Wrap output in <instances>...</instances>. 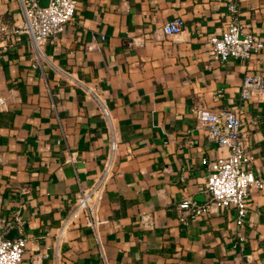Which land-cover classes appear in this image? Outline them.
<instances>
[{
    "label": "crops",
    "instance_id": "obj_1",
    "mask_svg": "<svg viewBox=\"0 0 264 264\" xmlns=\"http://www.w3.org/2000/svg\"><path fill=\"white\" fill-rule=\"evenodd\" d=\"M239 2L240 21L264 36V0ZM177 15L184 29L164 34ZM231 18L226 0H78L40 59L29 33H3L0 92L10 100L0 110V217L22 220L12 227L28 236L21 264H264V188H250L242 225L234 205L196 217L180 207L185 197H210L209 161L226 152L197 128L198 105L240 110L264 176V89L240 98L247 73L264 75V49L215 61L209 44ZM0 22L23 26L21 0H0ZM76 79L113 111L117 166L101 223L79 219L57 248L58 226L109 151L106 120Z\"/></svg>",
    "mask_w": 264,
    "mask_h": 264
},
{
    "label": "built area",
    "instance_id": "obj_2",
    "mask_svg": "<svg viewBox=\"0 0 264 264\" xmlns=\"http://www.w3.org/2000/svg\"><path fill=\"white\" fill-rule=\"evenodd\" d=\"M226 1L232 18L222 33L212 34L209 37L213 60L224 61L229 58L250 60L254 54L264 49V36L247 29L240 21L239 0ZM21 2L25 23L23 26L9 28L0 22V38H3L5 32L7 34L29 33L35 56L40 59L46 55L45 45L48 40L58 38L65 25L75 18L78 0H48L45 5L41 3V0H21ZM185 23V19L177 15L165 22L161 31L164 34L179 33L184 29ZM133 43L134 40L129 41V44ZM87 46L93 48L94 45L88 43ZM76 82L96 100L100 113L106 120L110 135L109 151L100 174L92 184L81 188L74 206L58 226L57 248L67 230L79 219L92 228H97L101 223L102 201L117 166L119 137L113 111L97 88L83 80L76 79ZM263 89L264 75L249 72L242 80L240 98L248 100ZM9 100L10 94L0 92V110L7 108ZM194 113L197 128L206 130L210 138L226 152L209 161L206 189L210 197L202 203L185 197L180 202V207L185 209L191 217H196L234 205L237 209L236 222L242 225L247 216L250 188L256 186L263 189L264 176L259 175L253 167L254 155L251 152L248 136L242 131L240 110L234 107L213 110L208 106L198 105ZM207 159L203 158L204 161ZM71 160H74L73 155ZM181 219H186V216L182 215ZM142 222L145 226L152 223L147 214L142 215ZM17 223H22L20 216L8 220L0 217V264L22 263L28 236L25 234L13 238L7 236L9 230ZM45 255L48 256V254Z\"/></svg>",
    "mask_w": 264,
    "mask_h": 264
},
{
    "label": "water",
    "instance_id": "obj_3",
    "mask_svg": "<svg viewBox=\"0 0 264 264\" xmlns=\"http://www.w3.org/2000/svg\"><path fill=\"white\" fill-rule=\"evenodd\" d=\"M46 4H47V3H46ZM43 5H44V4H43ZM16 232H17V228L14 227V228H12V229L8 232L7 236L13 238V237H15Z\"/></svg>",
    "mask_w": 264,
    "mask_h": 264
}]
</instances>
